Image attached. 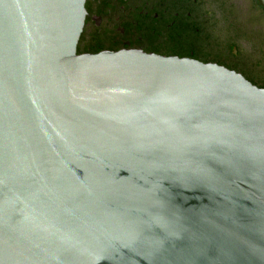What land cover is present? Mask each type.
Here are the masks:
<instances>
[{"label": "water", "instance_id": "95a60500", "mask_svg": "<svg viewBox=\"0 0 264 264\" xmlns=\"http://www.w3.org/2000/svg\"><path fill=\"white\" fill-rule=\"evenodd\" d=\"M85 3L0 0V264H264V88Z\"/></svg>", "mask_w": 264, "mask_h": 264}, {"label": "flooded vegetation", "instance_id": "af4514ba", "mask_svg": "<svg viewBox=\"0 0 264 264\" xmlns=\"http://www.w3.org/2000/svg\"><path fill=\"white\" fill-rule=\"evenodd\" d=\"M85 8L79 54L127 48L261 67L264 12L253 0H86Z\"/></svg>", "mask_w": 264, "mask_h": 264}, {"label": "trees", "instance_id": "16d2710c", "mask_svg": "<svg viewBox=\"0 0 264 264\" xmlns=\"http://www.w3.org/2000/svg\"><path fill=\"white\" fill-rule=\"evenodd\" d=\"M255 2L256 8L257 9H261L262 12H264V8L261 7L259 5V3L257 2V0H253ZM262 40H263V48H264V36H262ZM203 62H217V61H213L210 60L209 58H201L200 59ZM261 67L257 68V67H247V70H242L239 69L238 67H230V66H226L229 69L235 70L237 72L242 73L248 80H250L253 84L257 85L258 87L264 88V52L262 55V59H261ZM218 63V62H217ZM220 64V63H218Z\"/></svg>", "mask_w": 264, "mask_h": 264}]
</instances>
